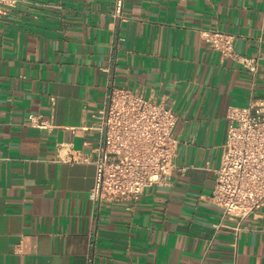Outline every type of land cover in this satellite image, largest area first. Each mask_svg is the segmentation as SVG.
Listing matches in <instances>:
<instances>
[{
    "label": "crops",
    "instance_id": "0c3cea01",
    "mask_svg": "<svg viewBox=\"0 0 264 264\" xmlns=\"http://www.w3.org/2000/svg\"><path fill=\"white\" fill-rule=\"evenodd\" d=\"M114 6L0 5V264H264V207L238 230L210 201L229 109L264 97V0H125L121 21ZM202 29L235 35L256 71ZM112 84L173 103L179 146L170 183L97 207L94 162L58 145L91 151Z\"/></svg>",
    "mask_w": 264,
    "mask_h": 264
},
{
    "label": "built area",
    "instance_id": "2783aa9c",
    "mask_svg": "<svg viewBox=\"0 0 264 264\" xmlns=\"http://www.w3.org/2000/svg\"><path fill=\"white\" fill-rule=\"evenodd\" d=\"M17 0H0L13 5ZM125 0H115L113 17L121 21ZM203 39L225 57H231L256 71L255 59L242 57L235 50V35L220 29H202ZM232 123L210 201L223 216L236 219L237 229L264 207V97L248 107H231ZM32 125L50 128L31 114ZM178 115L173 103L156 102L127 87L109 88L103 107L88 128L97 133L91 151L74 150L71 143L58 145L63 161L90 162L96 166L95 183L90 191L94 206L103 201L136 202L148 187L170 183L176 168L179 141L175 136ZM85 146L91 143L86 141ZM95 156V158H93ZM223 224L213 226L220 228Z\"/></svg>",
    "mask_w": 264,
    "mask_h": 264
}]
</instances>
